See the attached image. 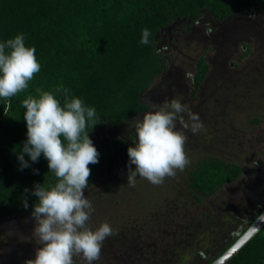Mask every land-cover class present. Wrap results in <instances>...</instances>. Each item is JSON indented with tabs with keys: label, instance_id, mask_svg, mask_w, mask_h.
Here are the masks:
<instances>
[{
	"label": "rangeland",
	"instance_id": "obj_1",
	"mask_svg": "<svg viewBox=\"0 0 264 264\" xmlns=\"http://www.w3.org/2000/svg\"><path fill=\"white\" fill-rule=\"evenodd\" d=\"M157 48L168 67L142 102L152 112L153 105L181 99L187 109L183 119L198 114L204 129L192 134L177 122V130L187 136L189 163L161 185L137 176L136 185L128 186V163L117 164L113 173L88 185L84 195L94 209L88 227L94 230L107 222L116 230L93 264H208L264 208V14L250 9L217 23L204 11L198 21L179 20L161 31ZM202 56L210 69L192 98L193 75ZM143 116L109 135L135 144L136 129L130 125ZM208 156L240 165L243 172L216 195L198 199L189 189V174ZM33 228L31 214L0 221V264L35 259L42 245L31 239ZM74 264L85 262L74 257Z\"/></svg>",
	"mask_w": 264,
	"mask_h": 264
},
{
	"label": "trees",
	"instance_id": "obj_2",
	"mask_svg": "<svg viewBox=\"0 0 264 264\" xmlns=\"http://www.w3.org/2000/svg\"><path fill=\"white\" fill-rule=\"evenodd\" d=\"M250 9L264 14V0H0V43L23 34L25 46L35 48L40 64L25 90L0 98V221L32 213L38 202L31 195L35 184L50 190L58 183L43 154L38 162L25 154L30 167L20 170L17 155L27 140L25 99L49 92L63 107L65 98L56 92L62 86L69 90L68 99L79 98L96 110L97 124L91 129L89 122L86 131L100 155L98 163L88 165V181H100L117 164L128 163L127 149L135 146L110 132L124 130L132 119L150 111L142 95L168 67L157 48L158 34L179 20L198 21L204 11L222 23ZM145 29L151 33L147 45L141 43ZM209 69L202 56L193 75L192 98ZM242 172L240 165L204 157L190 172L189 189L196 198L209 199ZM226 264H264V227Z\"/></svg>",
	"mask_w": 264,
	"mask_h": 264
},
{
	"label": "clouds",
	"instance_id": "obj_3",
	"mask_svg": "<svg viewBox=\"0 0 264 264\" xmlns=\"http://www.w3.org/2000/svg\"><path fill=\"white\" fill-rule=\"evenodd\" d=\"M150 35L145 29L141 43L147 45ZM24 40V35L19 34L0 43V98L7 100L25 90L34 74L40 71L35 48L26 47ZM6 49L11 51L6 52ZM56 92L65 98L63 107L49 92L42 93L39 99L29 97L23 101L27 140L17 155L20 170L30 167L25 154L32 162H38L43 154L50 172L58 178V183L50 190L43 184H35L31 192L38 198L32 206L31 239L42 247L36 249L35 259L26 264H74V257L93 264L101 258L105 239L116 232L107 222L94 230L87 225L94 211L84 195L89 185L88 165L98 163L100 154L86 127L89 122L91 129L97 124L96 110L85 107L79 98L68 99L69 90L62 86ZM152 107L154 111L130 125L135 127L137 135L135 146L127 149V185L130 187L136 185L137 176L153 185H161L165 177H174L176 170L183 171L188 165L184 150L187 136L185 131L177 130V122L192 134L204 129L198 114L189 113L188 119H183L182 114L187 109L181 99ZM34 173L38 174V170L34 169ZM22 203L25 209L29 207L27 197ZM258 220L264 221V214L259 215Z\"/></svg>",
	"mask_w": 264,
	"mask_h": 264
},
{
	"label": "water",
	"instance_id": "obj_4",
	"mask_svg": "<svg viewBox=\"0 0 264 264\" xmlns=\"http://www.w3.org/2000/svg\"><path fill=\"white\" fill-rule=\"evenodd\" d=\"M264 214V210L261 212ZM260 214V215H261ZM264 221L257 220L242 234L233 245L217 258L212 264H226L249 240H251L262 228Z\"/></svg>",
	"mask_w": 264,
	"mask_h": 264
},
{
	"label": "flooded vegetation",
	"instance_id": "obj_5",
	"mask_svg": "<svg viewBox=\"0 0 264 264\" xmlns=\"http://www.w3.org/2000/svg\"><path fill=\"white\" fill-rule=\"evenodd\" d=\"M150 111H151V109H150ZM150 111H149V112H150ZM143 115H145V114H143ZM140 116H142V115H140ZM138 117H139V116H138ZM136 118H137V117H136ZM134 119H135V118H134ZM131 121H132V120H131ZM129 123H130V122H129ZM129 123H128V125H127L128 127H129ZM195 166H196V165H195ZM195 166L193 167V169L195 168ZM193 169H192V170H193ZM189 175H190V174H189ZM263 210H264V208H263ZM257 218H258V217H257ZM257 218L253 221V223L257 220ZM253 223H252V224H253ZM252 224H251V225H252ZM251 225H250V226H251ZM240 236H241V235H240ZM240 236H239V237H240Z\"/></svg>",
	"mask_w": 264,
	"mask_h": 264
}]
</instances>
